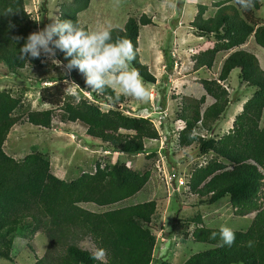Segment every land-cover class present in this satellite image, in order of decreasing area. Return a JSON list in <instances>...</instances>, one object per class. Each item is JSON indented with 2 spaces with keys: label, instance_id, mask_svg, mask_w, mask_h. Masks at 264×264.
I'll list each match as a JSON object with an SVG mask.
<instances>
[{
  "label": "trees",
  "instance_id": "trees-1",
  "mask_svg": "<svg viewBox=\"0 0 264 264\" xmlns=\"http://www.w3.org/2000/svg\"><path fill=\"white\" fill-rule=\"evenodd\" d=\"M90 4L91 0H71L61 6L59 18L71 19L90 30L79 16ZM212 7L215 9L206 16L209 6L200 4L190 22L198 36L214 42L213 47L193 55V69H212L219 54L228 55L216 78L203 79L205 94L183 103L178 113L186 124L179 132L180 147L196 144L201 155H213L192 171L187 186L200 203L213 205L229 197L236 216L255 215L246 230H233L236 240L231 247H220L219 235L212 238L220 228L206 226L198 215L193 219L196 226L192 238L211 248L192 254L183 264H264V69L253 52L241 48L250 37L264 48V23L255 16L261 2L254 0V7L247 11L236 0L214 1ZM152 22L146 13L130 15L122 28L109 30L113 41L127 39L132 43L136 52L132 66L146 82L153 83L155 76L139 59L140 29ZM35 31H39V25L26 11L25 0H0V62L19 74L41 65L42 51L39 58L21 60L19 48L24 39L13 43V37L26 38ZM50 47L66 64L63 52L54 44ZM166 55L172 67L174 60ZM234 69H239L240 80L255 92L227 133L218 138L195 133L196 124L213 132L226 113L230 105L227 82ZM72 70L80 89L91 92L92 98L70 95L67 76H54L49 80L52 84L43 86L39 94L41 102L50 108L14 115L22 96L12 89L0 91V258L12 261L17 233L31 230L47 240L45 254L36 257L34 264H101L92 258L94 251L81 246L83 240H89L95 251L105 249L103 264H153L157 242L152 225L157 211L155 200L103 211L81 205L93 203L108 208L135 196L150 180L149 167L136 171L122 162L97 164L94 172H83L67 181L52 172L51 160L42 151L17 160L4 150L11 129L22 123L43 129L53 128L56 122L82 123L89 138L105 143L106 150L125 154L145 153L146 141L160 138L149 117L132 115L121 108L127 100L125 95L117 100L111 89L102 94L90 91L84 75L77 68ZM207 96L214 100L204 107ZM159 264L173 263L164 259Z\"/></svg>",
  "mask_w": 264,
  "mask_h": 264
},
{
  "label": "rangeland",
  "instance_id": "rangeland-1",
  "mask_svg": "<svg viewBox=\"0 0 264 264\" xmlns=\"http://www.w3.org/2000/svg\"><path fill=\"white\" fill-rule=\"evenodd\" d=\"M25 1L26 11L37 20L39 30H42L54 23L61 6L71 0ZM214 1L218 0H91L89 8L79 15L82 24L89 26L90 30L122 28L130 15L146 13L152 18L151 24L141 27L139 36V59L155 76L153 83L141 77L150 92V99L142 102L126 96L127 100L121 105L126 113L149 117L158 129L160 138L146 141L147 152L125 154L106 150V144L89 138L86 125L78 122H56L51 129L30 123L17 124L4 144L5 152L17 160L32 152L42 151L51 160L52 172L67 181L79 177L83 172H94L97 164L104 166L122 162L136 171L149 167L150 180L135 196L108 208L93 203L81 205L92 211H103L155 200L157 211L152 225L157 242L153 264H159L164 259L173 264H183L192 254L211 248V245L192 238L196 226L193 219L198 215L206 226H228L232 230H246L255 215L236 216L229 197L213 205L200 203L198 196L191 194L187 182L192 171L205 165L213 155H201L196 144L182 148L178 140L180 130L186 125L178 118L182 104L205 94L203 79L216 78L228 55L219 54L212 69H193V55L213 47L214 42L198 36L190 22L194 20L200 4L208 5L206 16L211 15L215 9L212 7ZM260 2L261 7L255 11V16L260 23H264V0ZM243 47L253 52L264 68V48L258 46L252 37ZM41 51L44 56L41 65L28 67L22 74L0 62V91L12 89L22 96V103L14 115L50 108L51 105L41 102L39 94L43 86L52 84L49 80L54 76H67L65 83L70 95L75 93L78 97L85 95L92 98L91 92L80 89L73 70L68 72L57 56L55 59L60 60L61 64H54L51 54ZM166 53L174 60L172 67ZM238 74L239 69H234L227 82L230 105L213 132L208 133L200 124H196L195 133L218 138L232 128L236 115L255 92V88L243 83ZM213 100L207 96L204 107ZM102 107L106 110L109 106ZM80 244L95 252L89 240H83ZM46 247V237L40 232H19L15 239L13 260L0 258V264H34L36 257L45 254Z\"/></svg>",
  "mask_w": 264,
  "mask_h": 264
},
{
  "label": "clouds",
  "instance_id": "clouds-1",
  "mask_svg": "<svg viewBox=\"0 0 264 264\" xmlns=\"http://www.w3.org/2000/svg\"><path fill=\"white\" fill-rule=\"evenodd\" d=\"M236 3L245 11L254 7V0H236ZM54 35L58 39L53 40ZM21 39H24L19 48L21 60L28 57L39 58L43 50L51 54L54 64L60 65L61 61L55 59V50L50 47V44H54L56 49L63 52L64 60L67 61L63 67L68 72L77 68L84 75L85 84L90 91L102 94L111 89L117 100L122 94L142 102L150 99L149 90L139 72L132 66V61L136 58L132 43L127 39L113 41L109 29L85 30L71 19L57 17L54 18V23L30 33L26 38L13 37V43L16 45ZM217 235L220 247H231L235 243V232L228 226H221L218 233L212 234V238L215 239ZM105 255V249L97 248L92 258L103 264Z\"/></svg>",
  "mask_w": 264,
  "mask_h": 264
},
{
  "label": "crops",
  "instance_id": "crops-1",
  "mask_svg": "<svg viewBox=\"0 0 264 264\" xmlns=\"http://www.w3.org/2000/svg\"><path fill=\"white\" fill-rule=\"evenodd\" d=\"M106 1L108 2V0H106ZM89 29H90V28H89ZM246 44H247V43H246ZM246 44H245V45H243V46H246ZM243 46H242L241 48H244ZM210 48H211V47H210ZM207 49H208V48H207ZM205 50H206V49H205ZM262 68H263V67H262ZM263 69H264V68H263Z\"/></svg>",
  "mask_w": 264,
  "mask_h": 264
}]
</instances>
